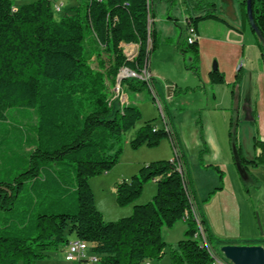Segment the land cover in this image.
<instances>
[{
	"label": "trees",
	"instance_id": "16d2710c",
	"mask_svg": "<svg viewBox=\"0 0 264 264\" xmlns=\"http://www.w3.org/2000/svg\"><path fill=\"white\" fill-rule=\"evenodd\" d=\"M178 3L83 0L73 14L57 20L49 0L17 8L12 0H0V264H35L71 239L88 242L98 264H158L166 255L170 264H213L209 252L194 239L197 228L191 212L197 205L189 198L192 191L181 148L178 160L145 164L131 179L116 183V202L122 207L139 199L147 183H157L152 201L135 206L129 217L107 222L89 186L91 178L118 163L124 149L118 142L141 120L137 106L122 103L112 93L117 77L127 68L137 75L149 70L150 55L158 47L155 6ZM182 3L194 27L216 17L214 4ZM251 3L264 63V0ZM241 7L248 24L247 0ZM121 44L137 45V55L129 60ZM176 49L190 55L186 69L200 78L197 41L189 44L185 39ZM210 77L213 83L225 82L218 69ZM241 81L239 71L233 87ZM125 84L136 91L135 86L150 88V81L136 77L123 79L122 89ZM13 109L31 117L23 135L8 125ZM232 131L234 159L244 180L249 167L264 164V142L255 139L260 151L247 160L235 142V128ZM165 136L176 141L146 124L131 146L156 147ZM202 143L197 162L212 167L203 162L208 149L203 138ZM213 168L223 178L222 171ZM186 214L184 239L167 244L163 230L173 228ZM202 223L212 245L213 236L204 219Z\"/></svg>",
	"mask_w": 264,
	"mask_h": 264
},
{
	"label": "crops",
	"instance_id": "0c3cea01",
	"mask_svg": "<svg viewBox=\"0 0 264 264\" xmlns=\"http://www.w3.org/2000/svg\"><path fill=\"white\" fill-rule=\"evenodd\" d=\"M35 1L37 0H23L14 6L17 8ZM203 1L215 5L216 17L201 20L195 27L200 50V78L186 69L185 58L176 49V44L187 37L189 15L187 6L181 0L182 11L185 14L184 30L179 35L175 31L170 33L167 31L162 33L161 39H158L155 31L158 47L154 58L162 60L168 67L157 68L149 63V74L153 79L151 85L153 84V92L154 94L156 92L159 101L164 107L167 106L168 123L172 128L171 137H174L182 149L186 164L189 162L192 164V167L188 165V180L195 199L197 200V191L201 198H205L207 192L216 187L223 190L235 189L240 193L247 189L252 197L257 198V208H261L264 215V164L249 167L248 176L243 180L234 159V140L231 134L235 128V142L241 147L247 160H253L258 155L260 150L255 147V139L264 142V63L261 58L259 37L249 23L243 20L241 4L244 0ZM50 2L52 6L61 5L62 11L58 14L64 16L73 14L83 0ZM166 13L168 17L162 14L160 21L165 27H169V22L172 20L177 22V19L170 17L169 11ZM121 46L127 57L137 55V45ZM215 65L224 75V83L212 82L210 74L214 71ZM171 67L174 68V73L178 74L171 75ZM239 71L242 74V81L240 85L233 87ZM186 89L189 90L184 92ZM123 95L126 96L127 103L132 105L125 92ZM202 138L208 149L203 156V162L212 167H202L197 162L196 158L203 147ZM170 140L172 142V139ZM168 159L172 160L170 157ZM214 166L222 171L223 178L213 168ZM153 183L155 185L150 187L148 193L152 192L155 196L157 183ZM143 204L142 200L135 206ZM198 208L200 210L199 205ZM130 212L131 209L126 210L124 214L121 213V219L129 217L132 214ZM200 212L203 216L201 210ZM186 228V223L184 226L175 224L168 231L171 233L175 229L181 237ZM251 236L257 239L259 235L254 232ZM166 243L175 245L172 242ZM259 243L236 245L264 247ZM166 256L170 264L169 256Z\"/></svg>",
	"mask_w": 264,
	"mask_h": 264
},
{
	"label": "rangeland",
	"instance_id": "374dc122",
	"mask_svg": "<svg viewBox=\"0 0 264 264\" xmlns=\"http://www.w3.org/2000/svg\"><path fill=\"white\" fill-rule=\"evenodd\" d=\"M21 1L23 0H13L14 4ZM179 1L180 3H178L177 6L171 8H168L165 4L155 6L156 19L154 20V23L158 39H161L162 33L167 31H169V33L175 31L179 35L181 31L184 30L185 14L182 11L181 0ZM167 11H169L170 17L177 19V22H174V20L169 22V27H165L164 23L160 21L162 14H164V17H168L166 13ZM54 17L58 20L62 15L54 12ZM155 52L156 50L150 55L149 63L154 64L157 68L161 67L166 69L168 66L163 64L162 60L157 57L154 58ZM183 57L185 58L186 66L190 63V55L187 54ZM93 67H96L94 59ZM170 69L171 75L175 73L178 74L177 72L174 73L173 67ZM151 83L152 82H150L151 89L147 86L142 88L135 86L138 88L136 91L134 87L127 84L124 85L123 89L121 88V85L118 86V90L116 86L112 89L114 96L119 97L122 103H127L128 101L126 96L123 95V92H125L130 103L139 108L141 112V120L137 122L135 127L127 132L118 142L117 145L123 146L124 148L118 163L110 171L89 180V186L95 199V206L103 214L104 219L107 222L120 220L122 217L121 213L124 214L126 210L130 209L133 212V208L138 201L140 203V201L143 200L144 204H147L151 202L154 197L152 192L148 193L150 187L155 185L153 183L154 181H152L144 186L141 196L134 203L123 207L119 206L116 202V183L131 179L145 164L155 161L169 160L168 157L171 159L174 158L172 142L168 136L163 137L156 147L143 145L138 149H134L131 146V142L135 138L136 133L146 124H150L152 128H156V132H164L165 130L161 110L159 109V106L153 102L152 93H154V86L152 88ZM171 109L173 108L171 107ZM163 111L164 115L167 117V106H163ZM30 119L31 117L25 113H18L17 110L13 109L8 114V125L13 126L16 128V132H21V135H23L29 130L31 124ZM188 165H191L192 167V164L189 162L186 165L189 176ZM192 197H194L193 194ZM196 197L197 200L194 197L196 205L198 204L200 206L203 216L198 208L199 214L201 219L205 220V223L213 236L214 240L212 246L220 259L228 261L221 252V248L224 244L236 245L260 242L259 244L264 245V215L262 214L261 208H257V198L255 199V196L252 197L251 193L247 192L246 189H244V193H240L235 191V189L223 190L220 187H216L210 192H207L205 198H201V194L198 191ZM177 224L184 226L185 223L181 220ZM168 230L169 229H164L162 232L164 241L176 244L178 241L184 239V235L182 234L180 237V234L175 232V229L171 231V233ZM254 232L259 235L257 239L254 238V236H251V233ZM169 234L170 236L168 237ZM64 254V247H61L57 251L50 253L47 259L38 261L35 264H66ZM19 264L22 263L20 262ZM158 264H168V257L165 256Z\"/></svg>",
	"mask_w": 264,
	"mask_h": 264
},
{
	"label": "built area",
	"instance_id": "2783aa9c",
	"mask_svg": "<svg viewBox=\"0 0 264 264\" xmlns=\"http://www.w3.org/2000/svg\"><path fill=\"white\" fill-rule=\"evenodd\" d=\"M98 1H101V0H98ZM53 10H54V12L59 13L62 11V7H61V5H54ZM14 11H15V9H14ZM151 22H152V20H150V23ZM186 41L189 44H193L197 41L196 28L192 24H190L188 21H187ZM128 58H129V60H132L134 57L132 56V57H128ZM121 77L123 79L129 78V77H136V78L143 79L144 81H151L153 83V79L149 74V70H145V69H144V73H142V75H137L136 73H134L133 71H131L130 69L127 68V70H124L123 72H121ZM120 85H121V83L119 84V82L117 80V85H116L117 90H118V86H120ZM155 95H157L156 92H155ZM159 109L161 110V113H162V116L164 119V125H165L164 132H166V129H172V128L170 127V124L168 123L167 117L164 115L163 105H162V107H159ZM153 131L156 132V128H153ZM172 146H173V150H174V158L172 159V161L178 160L180 158V155H181L179 144H178V142H172ZM177 168L179 171H182V165L180 163H178ZM189 198H192V196L190 195ZM191 214L199 215V223H195L196 228L200 229V236H207L206 231H205V227L202 223V219H201V216L199 214L198 207H197V212H191ZM188 218H189V214H186L183 217V221L186 222L188 220ZM204 248L209 252V254L214 259L213 264H231L230 261H224L217 256L215 250L213 249V246L211 245V243L208 240V237H207V243H204ZM64 253H65L64 258H65L66 264H98V262H99V257L90 251L89 243L82 241V240H79V239H71L69 241V243L67 244V246L64 247ZM146 264H152V263L148 262Z\"/></svg>",
	"mask_w": 264,
	"mask_h": 264
},
{
	"label": "water",
	"instance_id": "95a60500",
	"mask_svg": "<svg viewBox=\"0 0 264 264\" xmlns=\"http://www.w3.org/2000/svg\"><path fill=\"white\" fill-rule=\"evenodd\" d=\"M251 1L252 0H247V14L249 19V25L251 29L261 39V34L255 25ZM216 69L217 67L215 65L214 70ZM117 78L120 84L123 78L120 76H118ZM221 252L223 253L224 257L228 261H230L231 264H264V247L260 245L227 244L222 246Z\"/></svg>",
	"mask_w": 264,
	"mask_h": 264
},
{
	"label": "bare ground",
	"instance_id": "6f19581e",
	"mask_svg": "<svg viewBox=\"0 0 264 264\" xmlns=\"http://www.w3.org/2000/svg\"><path fill=\"white\" fill-rule=\"evenodd\" d=\"M122 71H124V70H122ZM120 74L118 76L121 77ZM152 94H153V100H154L155 104H157V106H159V107H162V104L159 101V99L156 97V95L154 93H152ZM166 132L167 133H170L171 132V129H166ZM192 211L193 212H197V208H195V206H192ZM194 217H195V223H199V215L194 214ZM194 239L198 240L200 242L201 246H203V247H204V243H207V236H200V229L199 228H197V230H196V233L194 235Z\"/></svg>",
	"mask_w": 264,
	"mask_h": 264
}]
</instances>
